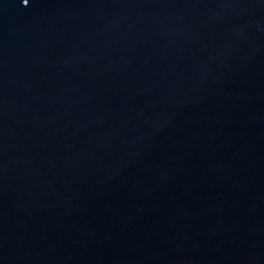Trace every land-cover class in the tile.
Segmentation results:
<instances>
[{
  "label": "water",
  "instance_id": "water-1",
  "mask_svg": "<svg viewBox=\"0 0 264 264\" xmlns=\"http://www.w3.org/2000/svg\"><path fill=\"white\" fill-rule=\"evenodd\" d=\"M0 264H264V0H0Z\"/></svg>",
  "mask_w": 264,
  "mask_h": 264
},
{
  "label": "snow or ice",
  "instance_id": "snow-or-ice-1",
  "mask_svg": "<svg viewBox=\"0 0 264 264\" xmlns=\"http://www.w3.org/2000/svg\"><path fill=\"white\" fill-rule=\"evenodd\" d=\"M25 2H27V0H25Z\"/></svg>",
  "mask_w": 264,
  "mask_h": 264
}]
</instances>
